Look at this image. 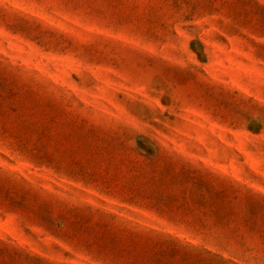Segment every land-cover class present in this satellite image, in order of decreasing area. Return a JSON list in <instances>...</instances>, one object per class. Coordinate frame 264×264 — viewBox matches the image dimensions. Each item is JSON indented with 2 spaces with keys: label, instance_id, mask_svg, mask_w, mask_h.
<instances>
[{
  "label": "rangeland",
  "instance_id": "1",
  "mask_svg": "<svg viewBox=\"0 0 264 264\" xmlns=\"http://www.w3.org/2000/svg\"><path fill=\"white\" fill-rule=\"evenodd\" d=\"M0 264H264V0H0Z\"/></svg>",
  "mask_w": 264,
  "mask_h": 264
},
{
  "label": "clouds",
  "instance_id": "2",
  "mask_svg": "<svg viewBox=\"0 0 264 264\" xmlns=\"http://www.w3.org/2000/svg\"><path fill=\"white\" fill-rule=\"evenodd\" d=\"M138 133H142V132H138Z\"/></svg>",
  "mask_w": 264,
  "mask_h": 264
}]
</instances>
